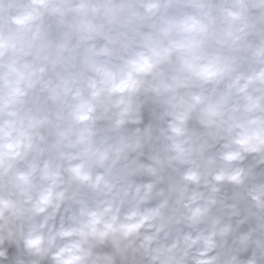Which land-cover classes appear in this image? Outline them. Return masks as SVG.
<instances>
[{
  "label": "clouds",
  "instance_id": "9594fccd",
  "mask_svg": "<svg viewBox=\"0 0 264 264\" xmlns=\"http://www.w3.org/2000/svg\"><path fill=\"white\" fill-rule=\"evenodd\" d=\"M0 264H264V0H0Z\"/></svg>",
  "mask_w": 264,
  "mask_h": 264
}]
</instances>
